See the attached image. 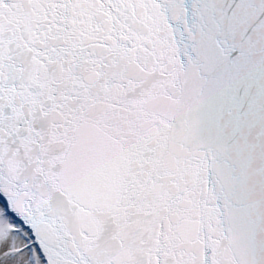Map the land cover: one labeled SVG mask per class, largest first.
Masks as SVG:
<instances>
[{
    "label": "snow or ice",
    "instance_id": "1",
    "mask_svg": "<svg viewBox=\"0 0 264 264\" xmlns=\"http://www.w3.org/2000/svg\"><path fill=\"white\" fill-rule=\"evenodd\" d=\"M0 264H264V0H0Z\"/></svg>",
    "mask_w": 264,
    "mask_h": 264
}]
</instances>
